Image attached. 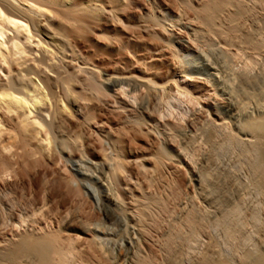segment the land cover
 I'll return each instance as SVG.
<instances>
[{
  "label": "bare ground",
  "instance_id": "bare-ground-1",
  "mask_svg": "<svg viewBox=\"0 0 264 264\" xmlns=\"http://www.w3.org/2000/svg\"><path fill=\"white\" fill-rule=\"evenodd\" d=\"M250 1L249 0H144V1L143 0H0V81L1 82L3 81L2 82L3 85L0 84L2 87V91H0V117H2V119L4 118L3 121L5 122L6 121L11 122L9 124L11 125L10 127H12V122L13 123L16 122L14 124H16L19 129L21 128V131H23L22 135L24 136L22 137L24 140L22 141L21 139L20 141L23 142V145L20 144V142L18 143L24 149V153H22L23 151L19 152L24 156V159L21 158L17 160L18 162L22 160L20 167H19L20 162L19 163L17 162V165L19 167L18 170L16 169L17 166L15 168L16 171L14 169V166L11 167L12 165L10 164L12 163H9L10 160L6 159L7 156L6 158H2L4 154L0 156V180H1L0 183L3 182L5 187L6 186H9L11 188L15 187L13 185H15L16 181H14L13 179L9 181L8 179L10 178L8 177H12V174L17 176L15 178H19L20 176L26 177L28 176L30 170L32 171V169L36 167L38 161H40L39 158L42 157L41 155L43 154V152L41 153V151L37 147H34V145H32V143H30V141H28L26 137H29L30 140L33 139L36 135L38 137L39 130L42 127L51 125L53 123L57 125H62L65 122L64 124L66 125L67 122V125L69 123H70L69 125H72L71 124L72 122L74 123L77 122V124L79 125L82 122L81 123L78 122L84 119L83 118L84 115L86 116L87 114H89V112H91L90 111L91 107L94 106V105L91 106L92 103H96V101L93 102V98L95 97L90 98L89 94L92 92L88 94L89 96L87 94H86L87 96L84 95L85 94L84 90L86 89L83 90L82 88L84 87L81 88L82 85H80L78 82V84L80 85L79 86L75 82L76 80L79 81L78 78H80V76L78 78L73 77V75L67 77L68 75H70V73L66 72L67 74L64 73L66 74L64 76V74L60 73L62 72L60 69H56V68L51 69L52 67L51 68L49 67V69L47 70L44 69V67L41 68L39 65L36 66V64H33L32 62H31L32 63L31 67H27L28 53H30V51L36 48H40L43 50L44 48L47 49L53 46L56 47V49L67 48L70 51H72V54L75 55V56L73 55L74 57H77V59H79L78 61L74 60L75 62L78 63H74L71 60H69V62H67L68 64L67 65L65 64V66H67L68 69H72L71 72H74L76 69H79L76 70L78 72L81 70H82L81 72H83V70L85 71L87 70V74L89 77L95 76V74L101 75L102 77L101 79H103L102 82L106 83L105 86L107 85L106 87H109V90L112 88H114L115 90L118 89L117 92L118 91L119 93L122 92L123 93L122 95L125 96L124 94H126V91H124V89L129 88L128 90L138 91V93L142 92L143 95L147 97L146 101L141 106V110L143 112L142 114H145L144 116L141 115L142 116L140 117V119L142 118L141 120L138 117L137 121L132 120V121H127V123H124L125 122L124 119L122 120L123 122L121 121L124 124L120 125V127L121 126L122 127L119 128L118 135L114 134L115 137L113 136L112 138L111 136L112 139L110 140L108 139L109 138L108 136L111 134L109 135L107 134L108 138L106 137V139L110 140L111 146L114 147V148L113 147L110 148V152L113 151L111 152V154H109L110 156H108L107 155L108 152L104 150H103L105 152L104 155L102 153L103 151H101L102 154H100V152L93 149L92 145H90L89 149L92 148V150L91 149L89 150L90 152L88 155H90L91 153L90 156L92 157L91 160L89 159V157L88 158L86 157L87 155H85V151H83L86 148L83 149L81 146L79 147L81 143H79L78 141L80 140H77L76 142L75 139L73 142V144L75 143L73 148L76 151V153L74 152L75 153L74 155L78 154L79 157L81 158L80 159L81 162L89 165V167H91V170L92 169L94 170L93 174L95 175L94 177L96 178L95 180L96 184L101 191V200L105 210L104 212H106L107 220L109 222L114 223V225L115 224L123 225L125 227H127V225L130 224L129 222L131 221L134 222L135 219L138 221V219L133 215V213L128 211L126 212L124 210L125 207L121 205L122 202L124 203V199L122 202L120 201V195L123 194L124 198L127 197V199L130 201V203L128 202L129 205L132 204L135 206L136 202H138L136 201L137 198L136 199L134 198L136 197L134 193L132 194V191L136 192L134 188L136 186L133 185L134 183L131 182L132 181L131 178L138 176L139 178H142L140 176H143L142 179H144V181H146L145 179H147V182L150 181L152 182L153 180L151 179H155L153 178L155 172L161 169L163 170V167L165 166L166 167L169 166L177 174L178 173L183 174L182 172L184 168L186 170L187 167L189 168L190 176H191L189 180L187 179L188 180L187 185L189 187L191 186V188H194V186L192 187V185L196 184L198 187V192H199L198 194H200L201 196L200 198H202V200L206 202L211 208V212L209 213H204V211L202 210L201 211L203 213L200 212L198 210L199 207L197 206L198 209H196L195 207V203L197 202V200L194 202L195 197H192L194 199H191L192 206L189 203H186L189 204L190 206L187 205L189 207H187L185 209V212L182 213L184 214V216L182 217L183 219L181 218L182 219L181 221H183L182 226H184L185 229H188L190 231V235L196 234L197 230L199 229L209 228L214 231L221 232L224 235L223 238L224 239L226 238V240L236 241V238L239 236V234L242 233V230L244 232V230H246L248 226V223L245 222L246 220L244 221V219L246 218L245 217L243 218L244 207H245L244 205L248 200L251 199V200H255L257 204L254 206V210L251 213L252 215L250 214L251 217L250 216L249 217L250 219L251 218L253 219L252 221L258 224L257 235H259L258 237L259 244L264 247V225L263 227L261 224L259 226L260 223L259 216L260 214H264V71L258 75H249L247 73L245 75V74H241L240 72L236 73L237 70L233 71L232 68L230 69V67H228L229 65H227L228 64L227 60H225L227 58L223 57L224 54L223 56L222 55L217 56L218 68L214 70L215 73L213 74V77L215 83L217 84L216 95L220 103L202 105L200 98L197 97L195 93V90L202 86L208 85L209 81H206L205 79H202L200 76H198L197 75L198 71L195 68V66L194 65L191 66L189 63H187L186 60L181 58L182 52L188 55L192 50H195V48L198 46L197 45L198 41L196 40L197 37H195L193 40L191 39L190 41H187V43L180 40L178 37H175L177 22L179 21H175L170 17V14L172 12L181 13L184 16L188 14L189 18H192L190 19V22L193 23V26L195 27V34L197 36L199 35L200 39L203 41L204 39H207V41L209 40L211 43L215 41H220L221 43H223L224 45L230 48L244 49L245 51L246 50L252 51L253 53L255 52L256 54L257 53L264 54V41H263L264 38L261 37L262 34L260 36L259 35L260 33L258 34L259 31L257 32V34L256 33L253 34L254 31L250 32V30H246L245 27L246 21L248 19L251 20L257 16L255 15L256 13L254 12L253 6H259V8L264 7V0H253L252 1L253 3ZM257 2L260 4H257ZM166 7L168 8L166 9ZM169 10L172 12L170 13ZM257 13H259V11ZM100 51H103L106 53V55H109L108 56L109 59L106 58L107 61L109 60L112 61L111 59L115 58V56L118 58V61L116 60V62L119 63L118 64L115 63L116 66L119 67L120 69V71L117 72L118 74L117 73L115 74L114 72L102 74L99 71L100 65H98L99 64L98 61H102L101 57L102 58L104 57L101 55L102 53L98 54ZM39 52H41V50ZM77 52H86V53L92 52L94 54L97 53L98 55H101V57L98 56L99 57L98 58L96 55L97 58L95 57L93 61H86V57L88 58V55L86 56L84 55L85 57H83L84 58L83 61V59H80L79 56H77L78 54L76 55ZM32 54L33 53H31V56ZM90 56H92V54ZM126 58L131 60L129 61L130 63L128 61H125ZM36 59L38 58L36 57ZM89 59L90 58H88L87 60ZM65 61H68V59ZM53 62L54 61L50 63ZM16 71L22 73V74H18V76L20 75V77L17 78H21V75L22 78L25 77L23 76L24 75L23 73H25L26 76L29 77L30 71L32 72L31 74H34L33 76H36L34 77L33 80L34 82H32L31 80L32 78L30 77H29L30 78L29 81H27V78L26 80H24V82H26V85L27 82H29L30 85L32 83L31 86L34 87V88L32 87V89H34V94L37 93L36 95L33 94L34 96L32 95L33 100L29 101L24 96L20 97L19 90H18L19 91L18 96H16L14 92H11L14 88L12 86L13 83H11V81L15 82L16 78L13 77L17 76ZM85 71L84 73H86ZM63 72H65V70ZM62 75L64 77H62ZM2 76L4 79L2 78ZM182 78L186 79L187 82H191L190 85L193 84V87L188 85L189 83L182 84L180 82V79ZM16 80L18 81L19 79ZM39 82L41 83V85H43L42 88L44 90L43 93L40 91L41 87L40 88L38 87ZM23 83H21L22 84L21 86L20 80H19V84L16 82V84L20 85L21 88H23ZM16 84L14 85L15 89H16ZM90 84L91 83L88 82V78H87L85 85L89 86ZM26 85H24V89ZM30 85L27 86L29 88L26 87L27 90L28 89L31 90ZM59 85H61L62 90L65 93L63 97L67 95V97L66 96L64 97L67 99V104L68 102H70L68 101L69 98L73 100V103L70 104L71 106H69L70 107L69 109L67 108L68 107L67 105L64 106V103L60 104L59 103L60 101H58V97L56 98V95L53 94L52 92V89ZM17 88L19 87L17 86ZM21 88L19 89L21 90ZM75 88H77V90L79 91H83L84 94L82 92H77ZM95 88H98V86L96 85ZM15 89L13 91H16ZM24 89L23 91L26 90ZM45 89L48 90L49 94L45 93L46 91ZM102 89L104 88L102 87ZM105 91L104 93L106 94L107 92ZM100 92L102 91L100 90ZM81 93L83 95H81ZM79 95H81V97L83 96L87 97V99L86 97L85 98L83 97V99H85V103L87 102L86 100H88V97H89V101H91L92 103L88 101L87 104H85L83 102L84 100L83 101L81 100L82 103L84 104H79L78 101L81 98L79 97ZM91 95L94 94L92 93ZM165 99H171V100L174 99L177 101L178 104L181 105L184 103L193 105L194 108L191 109L189 107L188 109L193 110L192 115L197 120L203 115H207L206 117L211 119L210 141L208 139L206 142V144L208 145L207 150L204 147L203 149L201 148V150L203 151L202 154L200 155L201 156L200 158L203 160L202 162H204L207 168L214 165L215 166L222 165L223 174H220L221 177L208 174L207 171H205L206 173L201 174L198 173L196 170L191 169L189 167V162H188L189 160L188 161L186 160L185 157L186 155L183 152L179 155V158H175L170 156L169 153H167V150L163 148L162 144L161 146L159 145V147L158 146L154 147L155 145H157V143L162 141L161 139L164 138L163 137L160 139V136L157 135L160 133L157 134L155 133L156 128L160 126L163 128V134L165 136L163 141L165 140L166 142L165 144H168L167 141H170V143L174 142V140L176 139L174 138L176 137V135H173L174 132L180 133L181 136H184L183 138L181 137L182 140L180 143H185L184 145L185 146L187 145L188 148L191 147V145L193 148L194 145L193 143L197 144V142L193 141L194 140L193 138L195 137V135L193 134L195 133L193 132L192 134L194 137L190 135L192 129L190 130L189 128L191 127L193 128L192 126L193 120L191 121L188 119L187 121L186 119L187 114L185 116V113H183L184 111L182 112V114H180L181 112L179 113L180 114L179 116H181L180 118L177 114V111L179 110L178 107L179 105H175L176 103L172 104L171 102L164 103ZM120 101H118L117 104ZM132 102H130L131 103L130 104L126 99V102L125 100L124 101L122 100L119 103V105H121L122 103L123 107L125 108L123 109L124 110L123 112L122 110H120L121 113L125 116L124 113L127 112L126 116L128 118H130L129 117L130 114L128 112L130 113L132 112L133 115L135 114L133 111H135L136 109L133 110L134 108L133 109L131 108L133 106H136V104L133 102L132 105ZM41 103L45 105L41 107L39 106L41 112L40 111L38 112H40V114H42L43 112L44 113L43 115L40 116L36 114L37 116L36 117L34 116L35 113L33 115L32 107L36 109L35 106H37L38 104L40 105ZM97 103L99 105V102ZM59 104L63 106L60 107ZM195 105H198L201 108H195L196 107ZM95 107L96 106H94V108ZM118 108L116 110L117 112L120 109ZM176 108H177L176 114L180 119L178 117H177L178 119L177 118L171 119L173 116L176 115V114L173 115ZM82 110L83 112L84 110H89V111L88 113H86V111L83 113ZM137 113L138 112H136V114ZM227 113L230 115L232 114V116H239L241 118L240 121H238L234 125L235 131H237V133L233 132L232 131L233 129L230 128V123H232L233 121L228 122L226 120L224 114ZM10 114L11 115L14 114V117L11 116ZM31 114L34 116L33 118ZM118 114L120 113L118 112ZM136 114L134 115L135 120H136L135 117ZM7 115H10L11 117L8 116L9 117L8 118ZM44 115L45 116L48 115L50 118L49 117L47 118L52 119L54 122L52 121L50 123L51 120L47 122L44 117L43 119L45 120V122L43 123L42 116ZM87 116L90 117L89 115ZM143 117L145 120L143 119ZM203 117L205 118V116ZM128 118L126 119L129 120ZM229 119H231V117ZM5 122L4 124H7ZM58 122H61V124L60 123L58 124ZM45 123L46 125H44ZM1 124L2 123L0 122V133L4 131V130L1 131L2 128L1 126H3ZM75 126L77 125L75 124ZM154 126L156 128H154ZM13 127H15V125H13ZM50 127L54 128L53 126ZM184 138L185 141L183 140ZM197 140L198 139L196 138L195 141ZM39 142L41 143L42 141L39 140ZM200 144L201 143L197 145ZM197 145L194 146L198 147ZM3 146H1V148ZM108 146L110 147V145ZM185 146L182 147L185 148ZM4 147H6V145ZM79 148H82V150ZM8 149L9 147L5 148L6 152L3 149L2 150L5 152V154H7ZM204 150L206 151L204 152ZM81 151L83 152V154L81 153ZM19 156L17 157L19 158ZM85 157L87 159H85ZM177 159H180L181 162H179ZM182 164L183 166H181ZM184 165L186 167H184ZM157 173L155 175H157ZM187 174L188 173H186L185 175ZM3 183H1L0 186L1 185L3 186ZM67 183L68 182L64 184L66 187L69 188V186H67ZM116 183L118 184L119 187H116L117 186ZM139 189H141V187ZM139 189L137 191H140ZM44 192H46V190ZM78 193L80 194V192ZM46 195H48L47 192ZM141 195H142V191H141ZM47 197H45L44 204L46 203V200L49 199V198L47 199ZM172 197L173 196H171V198ZM38 201L40 202V199ZM0 208L2 207L0 206ZM42 208H44V206ZM42 208H40V210H42ZM0 210H3L1 211L2 213L0 212V226L4 225L7 219H9L7 221L10 223V219L12 221L13 214L11 215L9 214V211H6L8 212V215L12 216L11 218L10 216L7 215L6 212H4L5 208H2ZM144 210L146 211L147 208ZM34 222H36V220ZM135 225L131 227L132 234L136 232V228L134 227ZM80 226L76 224L69 225L66 229L71 233L69 235L67 234L69 238L65 240L61 239L58 235H56L57 233L53 235L52 234L46 235L47 233L43 234L42 230H41L42 232L40 231L42 234L38 232L33 233L34 230H32L31 233L24 232L23 234L13 231L16 239L15 238L11 239L9 237L10 240L8 241L6 240L5 241L6 243L0 244V264H67L66 263L67 255H69L70 252L67 253L66 255L65 253L66 251H64V249H66L67 247L65 248L63 246L66 244L65 241H67V244L70 245L71 247L72 243L76 241V239L78 240L80 238V240H82V237L72 234V233H77V234L79 233L86 235L88 230L86 231ZM181 228L182 227H179V229H175L174 231H171L172 233L169 231L171 233L168 236L169 242H172L173 244L174 242L177 243L187 242L186 235L184 233L185 231L182 232L183 231L182 229L184 228L182 229ZM13 232L11 231L12 235ZM94 239L92 238L90 239V244H91L90 246L94 247L95 252L97 251V253H99L98 251H100L101 248L100 246L99 247L97 246L96 244L97 242H95ZM128 240H130V242L128 243L138 244V241L135 238V236H133ZM168 241L166 242V244L169 243ZM63 242H65V244ZM216 243L217 242L212 241L209 244V249H210L209 253L203 255L200 259L202 264H264V253L263 252L260 253L258 249L241 250V252L238 253L237 256L233 255L232 257L229 256L230 258H226L221 254L222 252H220L221 250L217 248L218 244L216 245ZM173 246L175 247V244ZM129 248L130 247H128V249ZM74 253L76 254L75 251ZM99 255L101 254L99 253ZM233 257L234 258L237 257V262H233L234 261Z\"/></svg>",
  "mask_w": 264,
  "mask_h": 264
},
{
  "label": "rangeland",
  "instance_id": "rangeland-1",
  "mask_svg": "<svg viewBox=\"0 0 264 264\" xmlns=\"http://www.w3.org/2000/svg\"><path fill=\"white\" fill-rule=\"evenodd\" d=\"M252 1L253 0H251L250 2H252ZM254 3H255V1H254ZM257 4H260V3L257 2ZM253 7H254V12L256 13L255 15H257V16L254 17V19H251V20L248 19L246 21V26H245L246 30H250V32L254 31L253 34H255V33L257 34V32L259 31L258 34L260 33L259 34L260 36L262 34L261 37L264 38V9H262L264 7H260V8H259V6H253ZM167 8L168 7H166V9ZM258 8L261 10H259ZM258 11H259V13H257ZM169 12L171 13L172 11L169 10ZM172 13L170 14V17L172 19H174L175 21H179V22H177L175 37H178L180 40L184 41L185 43H187V41H190L191 39L193 40L195 37H197L196 40L198 41L197 42L198 46L195 48V50H192L188 55L182 52L181 58L186 60L187 63H189L191 66L192 65L195 66V68L198 71V74L196 73L198 76H200L202 79H205L206 81H209L208 85L202 86L203 88L200 87V88H197L198 90L197 89L195 90V93H196L197 97L200 98L202 105L219 104L220 103V101L216 95L217 84L215 83L214 77H213V74L215 73L214 70L218 68L217 56H219V55L223 56V54H224L223 57L227 58L225 60H227V63H228L227 65H229L228 67H230V69L232 68L233 71L237 70L236 73L240 72L241 74H245V75H246V73L249 75H258L264 71V54H262V53L256 54L255 52L253 53L252 51H248V50L245 51L244 49L230 48V47H227L226 45H224L223 43H221L220 41H215V42L211 43L209 40L207 41V39H204V38H203L204 39V41H203L200 39L199 35L197 36L195 34V27L193 26V23L190 22V19H192V18H189L188 14L185 15L186 16L185 17L181 13H173V14ZM263 41H264V39H263ZM225 47L227 48V50ZM36 49H39V50H36ZM36 49H34L35 51L32 50V51H30V53H28V64H30V65L27 64V67H31V65L33 63V64H36V66L39 65L41 68L44 67V69H47V70L49 69V67L50 68L52 67L51 69H53V68L60 69L62 71V72H60L61 74L68 72V73H70V75H68L67 77H70L73 75V77L78 78L80 76V78H78L79 81L75 79L76 80L75 82L77 84L79 82V84L82 85L81 88L84 87V88H82L83 90L86 89V90H84L85 94L83 91H79V90H77V88H75V89L77 90V92H82L84 95H86V94L88 95L90 92H92L95 96L91 95L92 93H90L89 94L90 98L95 97V98H93V102L96 101V103H92L91 101H89V97H88V100H86V101L91 102L92 105L91 104L90 105L91 106L94 105L97 108L96 107L94 108V106H93V107H91V110L89 109L91 112L93 110H95L92 113L89 112V114H87L90 117H88L87 115H86L87 116L86 117L83 114L84 119L80 120L78 122V123L82 122L79 125L77 124V122L76 123L72 122L71 123L72 125H69L70 123L67 125V122H66V125L64 124L65 122L64 123L62 122L63 123L62 125H57V124L53 123L54 125L51 124V125H47L48 127L47 126L42 127L44 129L41 128L39 130L38 137L36 135L33 139H31L32 142H31L29 137H26L28 139V141H30V143H32V145H34V147H37L41 151V153L43 152V154L41 155L42 157H40V158L38 156L40 161H38V163L36 164V167H35L36 169L34 168V169H32V171L30 170V172L28 173V176H26L27 178L23 177V176L22 177L20 176L23 179H21L20 177L15 178L17 176H15L14 174H12V177H8L10 179L7 178L9 181L11 179L16 181L15 185H13L15 187H12V188L9 186L5 187L4 183L1 182V183H3V186L2 185L0 186V189H1L0 190V206L2 208H5L4 212L9 211V214H11V215L13 214L14 219L12 218L11 215H8V212H6L7 215L12 218V221L10 219V223H9L7 221L9 219H7L5 224L0 226V244L6 243L5 241L10 240V238L11 239L15 238L13 231H16V232L22 233V234L24 232L25 233L26 232L31 233L32 230H34L33 233L34 232L41 233L43 231V234L47 233L46 235H48V234L53 235V234L57 233L56 235H58L61 239L65 240V239L69 238L68 235L71 233L66 228L71 224H76L78 226L81 225L80 227H82L86 231L88 230V232H87L88 234L86 233V235H85V234H79V233L78 234L72 233V234H75L76 236L82 237V240H80V238L78 240L76 239V241H74L72 243L71 247H70V245L67 244V241H65L67 246H66L65 242H63L65 244L63 247L68 248V249L67 248L64 249V251H66L65 252L66 255H67V253L70 252L69 255H67V262H66L67 264H202L200 259L203 255L209 253V250H210L209 244L212 241L217 242L216 243V245L218 244L217 248L219 250H221L220 251V252H222L221 254L226 258H230L229 256L232 257L233 255L237 256L238 253L241 252V250H248V249L249 250L258 249L260 253H262V252L264 253V247L259 244V240H258L259 239L258 238L259 235H257L258 234L257 233V227H258L257 225L258 224H256L254 221H252L253 220L252 218L250 219V217H251L250 214L254 210V206L257 204V202L255 200H251V199L248 200L244 205L245 207H244L243 218L244 217L246 218V219H244V221L246 220L245 222L248 223V226H247V228L245 227L246 230H244V232L242 230V233L239 234V236L236 238V241L226 240V238L225 239L223 238L224 235L221 232L214 231V230L209 229V228L208 229L207 228L206 229H199V230H197V232L195 231L196 234L190 235V231L188 229H185L184 226H182L183 221H181V220L183 219L182 217L184 216V214H182V213H184L185 209L191 205V201H192L191 199H194L192 197H195L194 202L197 200V202L195 203V207H196V209H198V207H199L198 210L200 212L204 211V213H209V212H211V208L206 202H204L202 200V198H200L201 196H200V194H198L199 192H198V187L196 184L192 185V187L194 186V188H191V186L189 187L187 185V181L191 178V176H190L189 168H187L185 165H184V167H186V170L184 168L185 171L183 170V172H182L183 174L175 173L174 170L171 169L169 166L163 167V170L161 169V170L157 171L158 173L155 172V174L157 173V175H155V174L153 175L154 176L153 178H155V179H151V180H153L152 182L150 181L151 183L147 182V179H145L146 181H144V179H142L143 176H140L142 178H139V176L131 178V180H132L131 182L134 183L133 185L136 186V187H134L136 192L132 191V194L134 193V195L136 196L134 198L135 199L137 198L136 201H138V202H136L135 206L132 204L129 205L130 201L127 199V197H125L126 198L125 199L124 195L122 193H120V194H122L123 196L119 194L120 195V201L122 202L124 199V203L122 202L121 205L124 206L125 208L127 207L126 209L124 208V210L126 212L128 211V212L133 213V215L138 219V221L136 219H135V221L138 222L139 224L136 223L135 221L134 222L131 221V222H129L130 224H128L127 227H125L123 225H117V224L114 225V223L109 222L106 218V212H104L105 210H104L102 200H101V191L98 188L96 181H95L96 178L94 177L95 175L93 174L94 170L93 169L91 170V167H89V165L82 163L80 160L81 158L79 157L78 154L74 155L76 153V151L73 148L74 144H75V143L73 144V142L75 139H76V142H77V140H80L81 142L78 141L79 143H81V145H79V147L81 146L83 149L86 148L83 151H85V155H87L86 157L87 158L89 157V159H91V160H92V157H90L91 153H90V155H88L90 152L89 150L90 149L92 150V148L89 149L90 145H92L93 149L100 152V154L103 153V155H104V153H105L104 151H106V152H108V154L107 153L106 154L108 156H110L109 154H111V152H113V151L110 152V148L113 147L110 144V140L113 138V136L115 137V135L119 134L118 133L119 128L122 127V126L120 127V125L127 123V121H132V120L137 121L138 117L140 119V117H142L141 115H143V116L145 115V114H142L143 112L141 110V106L146 101L147 97L145 95H143L142 92L138 93V91L128 90L129 88L124 89V91H126V94L128 93L127 95L124 94L125 96L122 95L123 94L122 92H120V93H119V91L117 92L118 89L115 90L114 88H112L114 90H112V89L109 90V87H106L107 85L105 86L106 83L102 82L103 79H101L102 78L101 75L95 74V76H92L93 78L91 76L89 77L87 74V70L86 71L83 70V72H81L82 71L81 70L78 72L76 70H79V69L75 68L76 73H75V71L71 72L72 69H68L67 66H65V64L67 65L68 64L67 62H69V60H71L74 63H78L75 61H78L79 59H77V57H74L75 55L72 54V51H70L67 48H65V49L57 48L56 49V47L53 46V47H49L47 49L44 48V50L40 49V48H36ZM45 49H46V51H45ZM228 49H231V50H228ZM40 50H41V52H39ZM38 52L41 54H39ZM222 52H224V53H222ZM31 53H33L32 56H31ZM82 53H84V54H82ZM104 53L105 52H103V51H100L98 53V54H101L102 56H104L103 58L101 57V55H98L97 53L94 54L92 52H89V53L77 52L76 55L78 54L77 56H79L80 59H83V61H84L83 57H85L86 55H88V58H90L89 60H87L88 58L86 57V61H93L94 58L96 57V55H97V57L100 56L102 61H98V63H99L98 65H100L99 71L102 74L113 73V72L116 74L118 71H120L119 67L116 66V64L119 63V62H116V60L118 61V58L115 56V58L111 59L112 61H110V60L107 61L106 58H108L109 55H106V53L105 54ZM67 54H68V57H67ZM91 54H92V56H90ZM40 55L41 56L43 55V56L41 57ZM48 55H50V56H48ZM53 55H55V56H53ZM36 57L38 59H36ZM52 57H54V58H52ZM47 58H50V59H47ZM67 59H68V61H65ZM52 61H54L53 63L55 65L53 63H50ZM63 61H65V62H63ZM125 61L129 62L131 60L126 58ZM107 62H108V64H107ZM109 62H111L112 64ZM41 63H42V65H41ZM56 64H57V66H56ZM103 66H104V69H103ZM150 66H152V65H150ZM58 67H60V68H58ZM64 70H65V72H63ZM84 71L86 73H84ZM23 72H25V71H23ZM16 73H17V76L13 77V78L19 79L21 86H22L21 83H23L24 80H26V78H27V81H29L30 78H32L31 80H32V82H34L33 81L34 77H36V76H33L34 74H31L32 73L31 71H30V76H29L30 78L27 77L25 73H23L24 74L23 76H25L23 78H25V79L22 78V75H21V78H17V77H20V75L18 76V74H22V73L17 72V71H16ZM26 73H29V72H26ZM66 74H64V76ZM82 75H83V77H82ZM96 75H98V76H96ZM197 75H195V76H197ZM3 76H2V78H3ZM64 76L62 75V77H64ZM87 78H88V82L91 83L90 84L91 86L89 85L90 87L85 85ZM16 79H15V82L11 81V83L16 84V82H17L19 84V80L17 81ZM84 79H86V80H84ZM2 82L0 83L1 85H3ZM4 82H5V80H4ZM35 82H38V81H35ZM180 82L182 84H188L189 83L188 85H190V83H191V82H187L186 79H183V78L180 79ZM24 83H23V88H21L20 85L16 84V89L14 86L15 84L14 85L12 84V86L14 87L13 90L14 89L16 91L19 90L20 94H21V95L19 94L20 97L24 96L29 101H31V100H33V96L36 95L37 93L34 94V89H32L33 86H31L32 83H31V85L29 82H27V85H26V82H24ZM95 84L98 86V88H95V86H96ZM1 85H0V87H1ZM24 85H26L25 86L26 90L24 89ZM29 85H30L31 90H29V89L27 90V88H29L27 86H29ZM37 85H38V83H37ZM39 85H38V87L39 88L41 87L40 91L43 93L44 92V90L42 89L43 85H41L40 82H39ZM17 86L19 88H21L22 92L19 88H17ZM190 86L193 87V84H191ZM56 87L52 89L53 94L56 95V98L58 97V101H60L59 102L60 104L64 103V106L67 105L68 106L67 108L69 109L70 108L69 106H71L70 104L73 103V100L69 98L68 101H70V102H68V104H67V99L64 98L65 96L67 97V95H65L63 97V95L65 93L63 92L61 85L56 86ZM86 87H88V88H86ZM102 87L104 89H102ZM23 89L25 91H23ZM13 90L11 92H14L16 94V96H18L19 91L16 92ZM45 90H46L45 93L49 94L48 90L47 89H45ZM100 90L102 92H100ZM0 91H2V87H1ZM104 91L107 93L105 94ZM82 93H81V95H83ZM96 93L97 94L100 93L101 95L100 94L97 95ZM57 94H59V95H57ZM81 95H79V97H81ZM106 95H108V96H106ZM83 97H81L82 99L80 98V100L78 101L79 104L85 103V99H83ZM96 97H97V99H96ZM86 99H87V97H86ZM121 99L123 101L125 100V102L127 99L128 103L133 101L136 104V106H133L131 108V109L134 108L133 110L136 109L135 111H133L135 114H136V112H138L135 116L136 120L134 118L135 114L133 115L132 112H131L132 114L130 112H128L130 115L127 114V115H129V117L131 119L126 116L127 112L124 113L125 116L121 113L120 110H122V112H123L124 111L123 109H125L123 107L122 103H121L122 107H121V105H119V103L122 101ZM81 100L82 101L84 100L83 101L84 103H82ZM170 100L171 99H165L164 103H166V102L170 103L171 102L172 104L176 103L175 105H179L178 106L179 110L177 111V108H176L173 115H175L176 111H177V114L179 116L184 111L183 113H185V116L187 114V117H186L187 121H188V119L191 121L193 120V122L195 121L194 123L192 122L193 128L192 127L189 128L190 130L192 129V131L190 132V135H192L194 132L195 134H193V135H195V137L192 135L194 137L193 141L197 142V144L201 143L202 145L201 144L197 145L196 143H193L194 145H197L198 147L193 145V148H192V145H191V147L188 148L187 145L186 146L184 145L185 143H180L184 136H181L180 133H176V132L173 133V135H176V137H174V138H176L174 140V142H171L172 143L171 144L170 141H167L168 144H165L166 143L165 140L163 141V139L165 138V136L163 134V128L161 126L157 127V128L154 126V128H156L155 133L156 134L160 133V134H157L160 136V139L164 137L163 139H161L162 143L159 142L160 144L157 143V145H155L154 147H156V146L159 147V145L161 146V144H162L163 148H165L167 150V153H169L170 156L175 157V158H179V155L183 152L186 155L185 156L186 160L187 161L189 160L188 161L189 167L191 169H194L198 173H201V174L206 173L205 171H207L208 174L219 177L220 174H223V172H222L223 166L222 165H216V166L214 165V166L207 168L205 166L204 162H202L203 160L200 158L201 157L200 155L202 154V151H203V150H201V148L203 149V147H204L207 150L208 145L206 144V142L208 139L210 141V137H211L210 122H211V119L206 117L207 115H203V116H205V118L203 116H201L200 118L198 117L199 119L197 120L192 115L193 110L188 109L189 107L191 109L194 108L193 105L185 104V103L181 105V104H178L177 101L174 99H172L171 101ZM118 101H120V102L117 104ZM87 102L85 104H87ZM97 102H99V105ZM133 102H132V105H133ZM41 104L40 105L38 104L37 106H35L36 109H34V107H32L33 108V111H32L33 115L35 113L34 116H36V114L39 116L43 115V113H44L43 111H42L43 113L40 114V112H41L40 107L44 106L46 103L42 104V105ZM60 104H59V106L62 107L63 105H60ZM90 105H89V107H90ZM188 105H190V106H188ZM116 106H118L120 109ZM195 106H196L195 108H201L198 105H195ZM32 108H31V110H32ZM117 108L119 109L118 112L120 114H118V112L116 111ZM89 110H84V112L86 111V113H88ZM38 111H40V112H38ZM82 112H83V110H82ZM121 114H122V116H121ZM177 114L175 116L172 115L173 117L171 119L177 118L178 117ZM10 115H7V117ZM33 115H32V118L34 117ZM45 115L42 116V119L45 117V120L47 122H49L51 120L50 121V123H51L53 120L49 119L50 117L48 115L47 116H45ZM132 115H133L134 119L132 118ZM11 116L14 117V114H12ZM224 116L228 122L233 121L232 123H230V128L233 129L232 130L233 132L237 133V131H235L234 125L238 121H240L241 118L239 116H232V114L230 115L228 113L224 114ZM47 117H49V118H47ZM179 117L181 118V116H179ZM192 117H193V119H192ZM230 117H231V119L232 118L233 119L232 120L229 119ZM0 118L2 119V117H0ZM87 118H89V119H87ZM119 118H121V119H119ZM126 118H128L129 120H127ZM238 118H239V120H238ZM1 119H0V122L2 123L1 125L4 126V127L1 126L2 127L1 131L2 130H4V131H2V133H0V136H1L0 145L2 144L1 146H3L5 144L6 147H4L5 145L2 148L0 146V152H1L0 156H2L3 154H4V156L2 158H6V156H7L6 159L11 161V162L9 161V163H12V164H10V165H12L11 167L14 166V169H15L17 166L16 169L18 170L22 160L19 161L20 163L17 160L21 159V158L24 159V156L21 153H19L22 151H23L22 153H24V149L22 148V146H20V144L23 145V142H20L21 139H22V141L24 140L22 138V137H24L22 135L23 131H21V128L19 129L18 126L16 124H14L16 122H14V123L12 122V127H13V125H15V127L17 126L16 127L17 129L15 127H13V128L10 127L11 125H9V124L11 122L3 121L4 118L2 120ZM139 119H138V121H139ZM143 119H144V117H143ZM45 120L43 119V123L45 122ZM122 120H124L125 122L122 123L123 122ZM29 121H31V120H29ZM4 122L7 123L8 125L4 124ZM59 123L61 124V122H58V124ZM96 123L98 124L99 128H98ZM75 124L77 126H75ZM44 125H46V123ZM50 126H53L54 128H52ZM62 126H63V129H62ZM80 129H81V131H80ZM11 130H12V132H11ZM59 131H61V132H59ZM109 132H111V133H109ZM91 134H92V136H91ZM107 134L108 135L111 134V135L108 136ZM179 134H180V136H179ZM104 135H106V136H104ZM76 136H77V138H76ZM111 136H112V138H111ZM106 137L110 140L106 139ZM15 138H17V139H15ZM196 138L198 139L197 141H195ZM89 139H91V140H89ZM39 140L42 142L40 143ZM64 140H66V141H64ZM183 140L185 141V138ZM19 142H20V144H18ZM173 143H174V145H173ZM99 145H101V146H99ZM102 145H103V147H102ZM108 145H110V147ZM112 145H113V143H112ZM87 146H88V148H87ZM182 146H185V148ZM8 147H9V149L7 150V154H5V152H6L5 148H8ZM140 147H142V146H140ZM82 148H79V149L82 150ZM96 148H99V149H96ZM100 148H101V150H100ZM113 148H112V150H113ZM179 148H180V150H179ZM183 149L185 150V152ZM72 150H74V151H72ZM206 150H204V152ZM2 151H3V153H2ZM101 151H103V152L101 153ZM81 153L83 154L82 151H81ZM17 156H19V158ZM86 157H85V159H87ZM38 158H36V159H38ZM58 158H59V160H58ZM177 160L179 162H181L180 159H177ZM17 162L19 163V167L17 165ZM181 166H183V164ZM16 169H15V171H16ZM209 172H212V173H209ZM186 173H188V174L185 175ZM25 174H27V173H25ZM245 176H247V175H245ZM16 179H18V180H16ZM19 179H21L22 181ZM161 179H163V180H161ZM64 180H65V182H64ZM66 182H68L67 186H69V188L65 186L64 183H66ZM153 182H154V184H153ZM248 182H249V180H248ZM143 183H145V184H143ZM18 184H19V186H18ZM164 184L165 185L167 184V185L165 186ZM72 185L75 187H73ZM116 185H117L116 187H119L117 183H116ZM140 187H141V189H139ZM67 188H68V190H67ZM138 189L140 191H137ZM45 190H46L48 195H46V192H44ZM176 190L179 192H177ZM25 191H26V193H25ZM141 191H142V195H141ZM153 191H155V192H153ZM48 192H50V193H48ZM51 192H53V193H51ZM78 192H80V194ZM154 195H155V197H154ZM171 196H173V197L171 198ZM45 197H47V199L49 198L50 200L49 199L46 200V203L44 204ZM39 199H40V202L38 201ZM153 199H154V201L157 199L158 200L154 202ZM9 203H10V205H9ZM186 203H189L190 205L186 204ZM144 204H146V205H144ZM187 205H189V206H187ZM43 206H44V208H42ZM137 206H138V208H137ZM130 207H132L133 209ZM158 207H159V209H158ZM2 208H0V209H2ZM40 208H42V210H40ZM143 208L144 209L147 208V210L145 211ZM139 209H140V211H139ZM161 209H162V211H161ZM1 211H3V210H0V212ZM24 211H25V213H24ZM32 211H34V212H32ZM40 211H42V212H40ZM37 214L38 215L41 214L40 215L41 217L38 216ZM10 217H8V218H10ZM259 217H260V219H259L260 223L258 222L259 226L261 224L263 227V225H264V214H260ZM247 219H248V221H247ZM35 220H36V222H34ZM79 221H80V223H79ZM154 221H155V223H154ZM180 221H181V223H180ZM39 222H41V223H39ZM35 224H36V226H35ZM135 224H137V225H135ZM254 224H255V226H254ZM133 225H135L134 227L136 228V232H134L135 234L131 233L132 232L131 227H133ZM177 226L185 229L184 230L181 228L183 230L182 232L185 231L184 233L186 235V241L187 242H181L182 244L174 242V244H175V247H174L173 246L174 244L172 242L168 241L169 240L168 236H169V234L172 233L171 231H174L175 229H179V227H177ZM174 227H176V228H174ZM34 228H36V229H34ZM29 230H31V231H29ZM11 231L13 232V235H12ZM59 233H61L62 236ZM133 236H135V238L137 239L138 244L128 243V242H130V240H128V239L132 238ZM91 238L92 239L95 238L94 240H95V242H97L96 243L97 246L98 247L100 246L101 250L98 252L101 255H99V253H97V251L95 252L94 247L90 246L91 245L90 244ZM88 239H89V241H88ZM167 241L169 243L166 244ZM75 245H78V246H75ZM128 247H130V248L128 249ZM67 250H69V251H67ZM74 251L76 252V254L74 253ZM236 252H237V254H236ZM233 260H234L233 262H237V257H235Z\"/></svg>",
  "mask_w": 264,
  "mask_h": 264
}]
</instances>
